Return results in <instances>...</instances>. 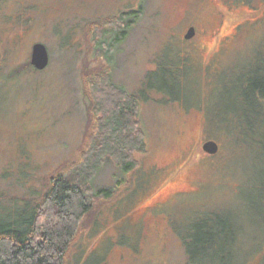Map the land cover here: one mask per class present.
<instances>
[{
  "label": "rangeland",
  "instance_id": "1",
  "mask_svg": "<svg viewBox=\"0 0 264 264\" xmlns=\"http://www.w3.org/2000/svg\"><path fill=\"white\" fill-rule=\"evenodd\" d=\"M129 9L140 14L122 44L96 50L92 20ZM190 24L197 34L187 41ZM38 41L49 53L39 71L29 67ZM260 46L264 0H0V222L79 154L90 78L108 70L138 99L147 151L133 175L111 160L100 168L93 187L116 193L83 217L69 264H189L182 231L220 208L242 228L235 264H264V151L214 129L223 85ZM162 63L172 64L173 91ZM208 139L216 153L202 149Z\"/></svg>",
  "mask_w": 264,
  "mask_h": 264
},
{
  "label": "trees",
  "instance_id": "2",
  "mask_svg": "<svg viewBox=\"0 0 264 264\" xmlns=\"http://www.w3.org/2000/svg\"><path fill=\"white\" fill-rule=\"evenodd\" d=\"M118 20L102 24L94 32L95 49L102 50L106 56L129 27V23ZM107 33H112L110 38L104 35ZM29 65L31 70H40L30 61ZM171 67L172 64L162 63L159 70L160 77L171 83L170 91H173L177 82ZM227 84L222 89L225 102L221 125L216 124L214 129L221 130L230 145L243 144L264 151V51L261 46ZM88 90L92 121L79 154L49 177L42 196L26 199L20 214L0 222V264H69L72 257L75 261L72 251L83 217L116 193V189L107 186L93 187L92 181L100 168L106 160H111L123 173L133 175L138 171L140 161L136 154L147 151L138 99L115 83L108 70L93 75ZM241 230L229 210H207L182 231L187 262L235 264Z\"/></svg>",
  "mask_w": 264,
  "mask_h": 264
},
{
  "label": "water",
  "instance_id": "3",
  "mask_svg": "<svg viewBox=\"0 0 264 264\" xmlns=\"http://www.w3.org/2000/svg\"><path fill=\"white\" fill-rule=\"evenodd\" d=\"M194 28L189 27L185 33V37L189 38L194 34ZM49 63V53L46 45L43 42H35L32 45L30 64L36 69H44ZM202 149L210 154L216 153L219 149V144L214 139H208L202 143Z\"/></svg>",
  "mask_w": 264,
  "mask_h": 264
},
{
  "label": "flooded vegetation",
  "instance_id": "4",
  "mask_svg": "<svg viewBox=\"0 0 264 264\" xmlns=\"http://www.w3.org/2000/svg\"><path fill=\"white\" fill-rule=\"evenodd\" d=\"M140 13H139V10L137 9V10H133V9H129V10H127V11H118V12H116V13H113V14H110V15H105L106 16V18L105 19H107V20H105V21H98V20H100L102 17H100V18H96V19H94V20H92L93 21V23L94 24H98V25H102V23L104 24V25H108V24H110V23H112V22H114L115 20H118V19H122V21L124 22V24H126V23H130V25L132 24V22H133V20L134 19H132V18H130V17H137L138 15H139ZM119 21V20H118ZM189 27H193L194 28V34L191 36V37H189V38H186L185 37V33L187 32V30H188V28ZM128 28L129 27H127L126 28V31H125V33L122 35L123 37V39L126 37V35H127V32H128ZM196 34H197V28H196V26L194 25V24H190V25H188L187 26V28H186V30H185V32H183V34L181 35V38H183V39H185V40H187V41H191V40H193L195 37H196ZM105 36H106V38H110V36L112 35V33H107V34H104ZM123 39H119L118 41H116L115 43H114V45L111 47V48H114V47H117V46H119V44H122V40ZM96 45V44H95Z\"/></svg>",
  "mask_w": 264,
  "mask_h": 264
}]
</instances>
